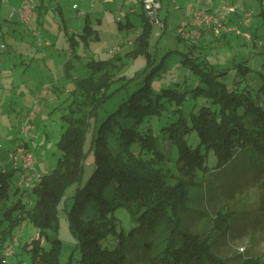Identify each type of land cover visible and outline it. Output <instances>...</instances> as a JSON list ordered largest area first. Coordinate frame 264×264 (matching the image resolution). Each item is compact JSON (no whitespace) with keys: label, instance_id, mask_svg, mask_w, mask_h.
<instances>
[{"label":"trees","instance_id":"obj_1","mask_svg":"<svg viewBox=\"0 0 264 264\" xmlns=\"http://www.w3.org/2000/svg\"><path fill=\"white\" fill-rule=\"evenodd\" d=\"M37 4L43 6V0ZM57 9L61 10L59 4ZM141 16L137 35L127 41V49L121 47L116 52L111 49V57L89 60V75L76 77L71 87L57 94L55 101L61 99L59 105L65 109L61 114L64 130L57 141L62 155L29 187L21 185L30 199L18 198L0 216V264H10L2 261V254L24 220L37 226L46 242L42 243L40 236L21 245L22 252L29 253L25 264H61L62 212L67 213L82 251L78 264H131L130 253L138 247L148 255L157 251V255L150 256L161 259L164 264H228L215 254L207 238L182 227L181 216L190 209V187L197 185L199 176L209 171V150L214 151L218 167L227 164L241 150L261 162L258 164L264 168V74L256 95L250 88V72L257 67L242 62L238 67V80L230 84L221 79L226 70H206L193 57L200 46V37L189 43V50L182 59L183 64L199 76L196 85L188 90L167 87L157 92L152 82L167 70L164 61L153 65L144 75L141 73L152 63V34L161 36L163 31L150 22L143 7ZM117 26L123 30L134 27L135 23L118 16ZM93 31L88 13L82 35ZM72 38L74 46V36ZM138 57H144L145 63L126 81L127 84L136 79L138 87L104 120L97 121L92 137L95 168L72 195L75 201L70 208L68 198L72 196L66 197L65 193L71 184L83 179L85 142L92 119L97 118L110 98L112 83L120 79L121 76L114 77L117 71L125 67L127 58ZM189 95L205 96L214 105H202L187 115L183 104ZM167 101L175 105L173 112L178 114L174 121L162 127L179 152L173 183L166 179L160 166L162 161H168L167 153L159 147V135L148 123L150 118L162 114ZM192 129H196L201 138V144L196 147L190 145L187 138ZM20 144L27 143L23 139ZM20 168L14 166L0 173V200L9 197L14 174ZM91 201L97 202V211L86 218ZM121 207L127 210L133 222L128 229L118 215ZM218 214L220 228L226 216L223 212ZM238 264H264V257L249 256Z\"/></svg>","mask_w":264,"mask_h":264},{"label":"rangeland","instance_id":"obj_2","mask_svg":"<svg viewBox=\"0 0 264 264\" xmlns=\"http://www.w3.org/2000/svg\"><path fill=\"white\" fill-rule=\"evenodd\" d=\"M227 1L237 2L239 5L237 12L231 15L234 21L242 20L247 12H251V20L240 24V28L250 32L253 37L248 38L237 32L221 36L210 32L201 36L200 46L196 48L193 57L206 70H226L227 73L220 78L230 84L239 79L240 63L257 67L255 71L250 72L252 79L248 77L251 79L250 88L256 95L264 74V0H164L160 14L163 20L166 18L164 25L167 27L159 28L163 31L161 36L152 34V63L141 73L144 75L153 65L164 61L167 70L154 78L152 87L155 91L160 92L167 87L188 90L196 85L199 76L182 61L189 50V42L180 37L178 25L185 19L193 18L197 8L214 10ZM21 3L22 0H0V173L3 169L12 170L14 167L6 152L14 148L17 141L25 139L21 133V121L32 111L38 95H41V111L35 113L32 118L34 131L38 135V146L33 147L35 168L37 172L42 173L56 164L62 155L57 141L64 130L61 114L65 109L59 105L61 99L56 100V103L50 102L57 98V93L62 89L73 85V76L89 75V60L111 57L110 50L116 45L127 49L128 38L137 35L138 27L142 23V7L141 10L132 11V6L138 4L139 0H130L121 8L109 2L104 5L103 0H43V6L36 4L35 31L21 21L18 14L14 17L10 15L13 8L19 7ZM75 3L78 6L76 8ZM57 4L61 6V10L57 9ZM81 11L85 13L82 14ZM88 13L94 31L84 36L82 32ZM118 16L124 21L130 18L135 26L119 30ZM172 49L174 51L168 53ZM165 54L167 55L164 56ZM69 60L71 77L65 76V65ZM137 60H140L138 65ZM126 61L125 67L114 76L121 77L110 86V98L99 110L97 118L92 119L90 133L85 142L83 179L67 188L66 197L74 195L79 185L86 182L95 168L92 137L97 121L99 123L104 120L138 87L136 79L127 84L126 81L131 73L143 67L145 58H127ZM46 84L49 91L47 94L42 92ZM205 104L214 105L205 96L189 95L183 104L184 112L190 115ZM174 107L175 105L167 101L162 114L150 118L148 122L155 134L159 135V147L167 153L168 161H162L160 166L165 171L166 179L172 183L176 181L179 152L176 144L168 138V134L162 131V127L177 118L178 114L173 112ZM11 126L15 129L11 130ZM15 138L17 139L14 140ZM187 138L189 144L194 147L201 144L196 129H192ZM202 148L205 150L204 146ZM207 162L209 171L204 176H199L197 185L190 187V209L182 213V227L207 238L212 243L215 254L228 264H238L249 256L264 257V168H260L261 162L239 150L231 161L218 167L217 157L212 149L208 152ZM20 176L21 169H16L9 197L0 200V216L18 198L30 199L28 192H24L19 184ZM74 201L75 197L68 198L70 208ZM96 211L97 202H89L85 217H92ZM221 212L225 214L226 219H223L219 228L217 216ZM118 215L126 229L133 225L124 207L118 210ZM37 236H41L38 227L29 220H24L9 240L11 243L16 239L19 245L15 246L14 254L8 258V262L27 263L29 253L22 252L21 245ZM59 236L64 247L61 264H78L82 251L66 212L61 213ZM41 242L46 243L42 236ZM154 254L157 255V251L150 255ZM150 255L142 247L135 248L130 253V262L164 264L161 259Z\"/></svg>","mask_w":264,"mask_h":264},{"label":"built area","instance_id":"obj_3","mask_svg":"<svg viewBox=\"0 0 264 264\" xmlns=\"http://www.w3.org/2000/svg\"><path fill=\"white\" fill-rule=\"evenodd\" d=\"M146 16L149 18L150 22L161 28L165 26V22L161 16V9L163 7V0H139ZM36 0H22L19 7L13 8L10 15L14 17L18 14V18L24 23L28 24L35 31L37 27L35 26L34 12L36 9ZM76 6V5H75ZM239 5L237 2L227 1L223 3L217 9L211 8H197L194 12L193 18L185 19L178 25L177 31L183 39L187 42L192 43L197 41L205 31H213L217 34L237 32L239 34H244L248 38H252L250 32L242 31L240 24L248 23L251 20V12H247L242 20L238 22H231L230 18L234 12H237ZM135 9L132 8V11ZM84 14V11H81ZM39 33V32H38ZM160 33V30L157 34ZM121 49L120 45H116L112 48V52H116ZM48 84H46L42 90L45 94L48 91ZM41 95L37 96L34 101V106L31 112L26 114V117L21 121V133L25 136V144H20L16 149L9 151V157L13 163V166H21V176L19 184L25 187H29L31 183L40 175L35 168V156L33 147L37 146L36 139L38 135L35 133V126L32 123L33 115L41 111L40 106ZM39 237V236H37ZM19 245V241L16 239L9 243L2 254V261L7 262L8 258L14 254V248Z\"/></svg>","mask_w":264,"mask_h":264},{"label":"crops","instance_id":"obj_4","mask_svg":"<svg viewBox=\"0 0 264 264\" xmlns=\"http://www.w3.org/2000/svg\"><path fill=\"white\" fill-rule=\"evenodd\" d=\"M129 1H130V0H117V1H116V0H103L104 5H105L107 2H109V3H114L115 6H118V7H120V8H121L125 3H128ZM163 3H164V0H163ZM75 5H76V6H75ZM163 5H164V4H163ZM74 7H75V8L78 7L76 3L74 4ZM141 7H142V5H141L140 1H139L138 4L132 6L133 9H136V11L139 10V9L141 10ZM121 10H122V9H121ZM165 21H166V18H165ZM230 21L233 22V23H234V22H237V21H234V19H232V18L230 19ZM14 27L16 28V26H13V28H14ZM165 27H167V26H165ZM210 32H213V31H206V32H204L203 35H206V34H208V33H210ZM214 33H215V32H214ZM215 34L218 35V36H219V35L221 36L223 33H222V34H217V33H215ZM203 35H202V36H203ZM223 35H224V34H223ZM131 38H132V37H131ZM201 38H202V37H201ZM201 38L198 40V43H200ZM129 39H130V38H128V40H129ZM201 44H202V43H201ZM139 63H140V60H137V61H136V65H138ZM70 64H71V61L69 60V61L66 63V65H65V68H66V70H65V76H67V77H71V76H70V75H71V73H70V68L68 67V66H70ZM72 65H73V63H72ZM76 77H78V76H73V77H72L73 80H74ZM56 87L60 88V87L57 86V85H56ZM61 89H62V88H61ZM58 93H59V92H58ZM58 93H57V94H58ZM52 102L54 103V102H56V101L54 100V101H52ZM52 102H50V103H52ZM10 129H11V130H14L15 127H14V126H11ZM14 140H15V139H14ZM20 143H21V141H19V142L17 141V142H16V146H15L14 148H12V149H15ZM37 146H38V144H37ZM37 146H36V147H37ZM12 149H9V150L6 152V155H9V151L12 150Z\"/></svg>","mask_w":264,"mask_h":264}]
</instances>
